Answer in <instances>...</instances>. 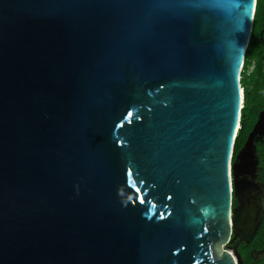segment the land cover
<instances>
[{
  "label": "water",
  "instance_id": "water-1",
  "mask_svg": "<svg viewBox=\"0 0 264 264\" xmlns=\"http://www.w3.org/2000/svg\"><path fill=\"white\" fill-rule=\"evenodd\" d=\"M256 2L0 0V264H243Z\"/></svg>",
  "mask_w": 264,
  "mask_h": 264
},
{
  "label": "trees",
  "instance_id": "trees-1",
  "mask_svg": "<svg viewBox=\"0 0 264 264\" xmlns=\"http://www.w3.org/2000/svg\"><path fill=\"white\" fill-rule=\"evenodd\" d=\"M252 66V70L249 68ZM241 84L250 85L246 106L242 108V127L236 136L234 153L237 154L264 109V0H257L252 35L247 46L241 72ZM258 157V177L264 192V133L255 141ZM264 203V199H263ZM233 245V244H232ZM231 248V247H230ZM264 250V213L256 235L250 242L242 241L238 247L243 264H264V256L257 258V252Z\"/></svg>",
  "mask_w": 264,
  "mask_h": 264
},
{
  "label": "flooded vegetation",
  "instance_id": "flooded-vegetation-1",
  "mask_svg": "<svg viewBox=\"0 0 264 264\" xmlns=\"http://www.w3.org/2000/svg\"><path fill=\"white\" fill-rule=\"evenodd\" d=\"M246 153L247 154H243L240 161L244 162L246 160L248 163L254 161L251 152L246 150ZM254 168H256V170L252 175L245 173L247 170H249L248 168L241 167L240 170L244 172L242 177L251 178L256 183L257 187H248L244 185L241 187V192L238 194V199H232V207L237 208V225L235 229L236 237L232 242L229 243V247H235L237 253L238 247L242 241L248 243L253 240L260 226L264 213V192L263 186L259 183V166L252 167L251 171ZM233 235H231V237H233Z\"/></svg>",
  "mask_w": 264,
  "mask_h": 264
},
{
  "label": "rangeland",
  "instance_id": "rangeland-1",
  "mask_svg": "<svg viewBox=\"0 0 264 264\" xmlns=\"http://www.w3.org/2000/svg\"><path fill=\"white\" fill-rule=\"evenodd\" d=\"M251 70H252V66L249 68V71H251ZM259 183H260V182H259ZM260 185H261V183H260ZM230 251H232L233 253H235V252H236L235 247L230 248ZM255 254H256V257H257V258H261V257L264 256V250H263L262 252H257V253H255Z\"/></svg>",
  "mask_w": 264,
  "mask_h": 264
},
{
  "label": "bare ground",
  "instance_id": "bare-ground-1",
  "mask_svg": "<svg viewBox=\"0 0 264 264\" xmlns=\"http://www.w3.org/2000/svg\"><path fill=\"white\" fill-rule=\"evenodd\" d=\"M241 95H242L241 98H243V93Z\"/></svg>",
  "mask_w": 264,
  "mask_h": 264
},
{
  "label": "snow or ice",
  "instance_id": "snow-or-ice-1",
  "mask_svg": "<svg viewBox=\"0 0 264 264\" xmlns=\"http://www.w3.org/2000/svg\"><path fill=\"white\" fill-rule=\"evenodd\" d=\"M250 16H251V10H250Z\"/></svg>",
  "mask_w": 264,
  "mask_h": 264
}]
</instances>
